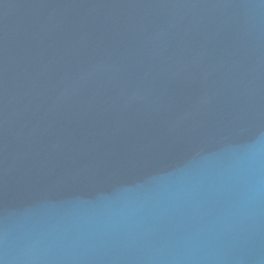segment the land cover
I'll use <instances>...</instances> for the list:
<instances>
[{
    "label": "water",
    "instance_id": "1",
    "mask_svg": "<svg viewBox=\"0 0 264 264\" xmlns=\"http://www.w3.org/2000/svg\"><path fill=\"white\" fill-rule=\"evenodd\" d=\"M0 264H264V0H0Z\"/></svg>",
    "mask_w": 264,
    "mask_h": 264
}]
</instances>
